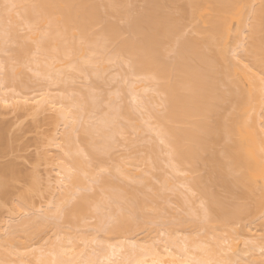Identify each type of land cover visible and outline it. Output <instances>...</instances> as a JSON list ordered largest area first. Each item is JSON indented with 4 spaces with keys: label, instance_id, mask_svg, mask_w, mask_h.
Returning <instances> with one entry per match:
<instances>
[{
    "label": "bare ground",
    "instance_id": "bare-ground-1",
    "mask_svg": "<svg viewBox=\"0 0 264 264\" xmlns=\"http://www.w3.org/2000/svg\"><path fill=\"white\" fill-rule=\"evenodd\" d=\"M131 1L0 0V85H4L0 93L7 92L6 96L0 95V100L20 109L31 106L57 111L64 129L55 140L63 153L56 182L63 192L53 201L52 211L75 228L88 226L89 217L98 218L92 236L64 230L48 249L33 248L37 251L34 255V250L25 244L47 226L48 213L44 212L46 206L39 202L29 206L23 197L16 201V208L26 216L34 212L35 222L25 218V226L13 237L0 240V264H264V250L260 254L257 251L264 249L263 243L251 242H257L256 234L251 233H261L254 228L252 232L247 224L243 227L247 233L244 239L235 228L253 213L251 206L238 203L235 188L249 175L264 178V119H260L264 118V0H256L249 23L244 17L247 0H145L141 8H137V2L135 7L130 6ZM172 5L182 12L184 23ZM185 19L204 28L193 27L195 36L186 33ZM243 23L247 35L240 30L245 28ZM240 31L243 44L229 45L232 35ZM246 51L254 56L250 54V65L240 54ZM24 65L34 68L38 77L47 79L50 85H60L58 92L44 87L32 96L17 94L24 85L20 77ZM112 67L117 68L115 73L108 71ZM239 74L247 90L241 88ZM81 77L88 82L86 90L76 86ZM107 79H117L110 96L99 92ZM103 102L105 108L101 107ZM229 103L233 113H226ZM237 110L245 115L243 121L238 119ZM84 118H92V122L79 131ZM146 131L152 140L147 156L150 168L137 177L125 165L140 166L131 160L125 164V160L118 161L114 168L117 176L141 184L146 172L168 165V173L178 179H172V184L168 177L163 188L171 189L177 181L187 187L184 186L189 194L187 191L186 199L179 195V203L190 207L189 214H178L170 220L172 225L161 227L163 238L149 231L155 216H162L157 198L163 194L140 195V187L137 192L129 190L105 179L100 170L113 159L117 142L132 133L140 138ZM237 134L247 142L235 140ZM3 139L0 128V140ZM222 139L228 142L218 150L215 145ZM241 162L246 164V172L239 170ZM203 166L206 174L200 173ZM15 169L12 163L0 165V197L8 192V184L1 176ZM96 180H102L108 188L92 202L82 190L91 188ZM215 186L236 197H222ZM73 198L76 200L71 202ZM262 206L263 197L257 208ZM83 221L88 225L84 226ZM183 227L192 230L180 237ZM139 230L145 232V238L131 239L126 235ZM261 235L260 242H264ZM15 242L23 245L16 248ZM242 244L248 247L242 249ZM252 250L255 253L247 254ZM25 251L34 259H25ZM14 255L18 260L10 259Z\"/></svg>",
    "mask_w": 264,
    "mask_h": 264
},
{
    "label": "rangeland",
    "instance_id": "rangeland-1",
    "mask_svg": "<svg viewBox=\"0 0 264 264\" xmlns=\"http://www.w3.org/2000/svg\"><path fill=\"white\" fill-rule=\"evenodd\" d=\"M131 2L134 4L131 5ZM131 2H130V6L135 7L134 5L137 2L138 5H136V6H137V8H139L143 2L145 3V0L144 1L143 0H138V1L134 0V2L132 0ZM254 5H256V0H247V2L245 4L244 9H245L246 15L244 17L246 18L247 23H249L252 20L251 8ZM172 6H174V5H172ZM173 9L175 10L173 12H176V14L174 13L176 16L180 15L181 16L180 19H182V20L185 18L183 15H181L182 12L180 10L179 11L181 13L178 12L177 7L174 6ZM245 18H244V23L246 22ZM182 20H181V22H182ZM189 20L190 19H188V20L185 19V24H186L185 25V27H186L185 31H187L186 33L189 32V34L193 35L195 33V32H193L195 30L193 27H195V28L201 27L202 28L203 25L202 26L201 25L196 26L195 25L196 22L194 24V22L193 23L190 22L192 19L190 21ZM197 21L199 22L198 19H197ZM200 22L202 24V21H200ZM183 23H184V20H183ZM247 23H245V24L247 25ZM245 24H244V26H245ZM183 26H184V24H183ZM234 26H236V25L234 24ZM203 28H204V26H203ZM242 29H244L243 30L244 32H246L248 30V29H246V26H245V28L243 27L240 30L242 31ZM20 30H22V29H20ZM183 30H184V28H183ZM241 31H240V34H238L239 36L237 34H236V36L232 35V37L229 39L230 40L229 45H232V46L238 45L239 46V45H241V43L243 44V42H241V41H243L242 39H244V37H243V32H241ZM23 32H26V31L24 30ZM196 32L198 33L197 30H196ZM183 33H185V32H183ZM247 33L248 32H246V35H247ZM195 34L193 36H195ZM196 36H198V35H196ZM200 36H201V34H200ZM247 40H248V37H247ZM249 41H250V39L248 40V42ZM221 47H224V46L221 45ZM246 52H247V54H245ZM246 52L240 53L241 55H243V57H242L243 61L245 60L246 63H249L251 61V63H252V61H253L252 57L254 58V56H252L251 52H250V54L252 57L250 56V54H248V51H246ZM230 53H232V52H230ZM6 54H7V52H6ZM6 54L1 53V55H3V56H5ZM169 54H172V52ZM228 55H231V54H228ZM251 63H249V65ZM25 65H24V67L21 66L24 69L22 68L23 71L21 72L22 74L20 75L21 80L24 82V85H20V87L22 86L21 88L20 87L17 88V85L15 86L17 89H19V88H20V90L22 89L20 91L22 94L19 91H18L19 93L17 92V94L23 95L24 93H27L26 95H31V94H33V92H35V93L39 92L38 90H40V89L42 90V88L44 90V87H50L49 89L50 90L52 89L53 93L58 92V90H59L58 88H60V85H58V84L57 85H50V83L46 81L47 79L45 80L43 78L41 79L40 76L38 77V74H36L35 70H33L34 68H32L31 66L26 67L27 65L26 66ZM114 68L117 69L116 67H114ZM114 68L112 67L108 71L112 72L113 70H115ZM113 73H115V72L113 71ZM239 79H240V83H241V88L247 90L248 85L245 82V80L240 76V74H239ZM77 82H78L76 84L77 87L79 86L81 89L86 90L87 86L85 84L88 82L85 78H83V77L78 78ZM116 82H117V79H112V81L109 79L105 80L104 83L102 82L103 85L101 88H99L100 89L99 92H101V94L104 93L105 95H107V94L109 95V93L114 91L115 87H117ZM3 86L1 84L0 88ZM12 87H14V86H12ZM10 89H11V87H10ZM52 90H51V92H52ZM3 92L1 90L0 95L6 96L7 92H5L6 94ZM9 92H12V91H9ZM28 93H30V94H28ZM111 94H113V92ZM12 104L9 103V105H10L9 106L8 104H6V102L0 100V123H1L0 128H2V130L4 131V139L0 140V165L6 166V165L12 163V164H15V166H16V169L14 171L9 170V171L3 173V176H1L8 184V192L5 194V196L3 195L2 197H0V240L3 238L8 239V238L13 237L21 227L25 226V224H23V222H22L25 218H29V221H30V219L33 220L30 222H35L34 216L36 214L34 212L32 214L26 216V214H23V215L20 214L21 212H19L16 208V203H17L16 201L19 199H23V197H24V199H27L28 204H30L29 206H31V205L37 206L39 203H41V206H46V207H44L46 209L45 211L43 210L44 208L40 209V211H44V212L48 213V216H47L48 224H47V226H43L42 228H40L39 231H37V234L34 236V239H32V241H31V239H29L31 241V242L29 241L30 243L27 240V244H25V245L29 244V247L31 248V250L32 251L34 250L33 253L37 252V251H35V249L37 250V248H43V249L45 248V250L48 249L50 243L53 244V243H55L56 239H59L58 237L56 238V235H59V237H60V234L61 233L63 234L64 230L65 231L69 230V232H73V234L74 233L76 234V232H77L78 236L79 235H85V234L92 236L94 234V231H95V229L93 228V225L96 224L98 221V218L96 216L89 217L86 220V221H88L89 225L87 222H85V223H84V221L81 222V223H84V226L88 225L89 228H88V226L80 227L83 225H80L79 227L77 226L75 228L70 223H68V221L66 222V220L64 219L65 217H61V218L58 217L57 218V214L55 215L53 213L54 211H52V209L54 207L53 201H55V200H57V198H59L58 197L59 196L58 194H60L59 192H63V190L59 189L60 188L59 183L56 182V180H57L56 176L59 175L56 169H58L57 168L58 163L62 162L63 153L61 151L60 146L58 144H56L55 140H56V138L61 137L63 129H64L62 124H60L58 122L59 116L57 114V111L54 108H52V109L45 108V109L41 110V109L32 108L31 106H29V109H28V107H26L28 110H26V108L20 109L21 107L19 108V107H16L14 105H13L14 106V108H13ZM228 106H229L228 109H226V111L227 110L228 111L227 112L225 111V112L226 113H230V112L233 113L234 108H233L232 104L229 103ZM101 107L105 108L106 102L103 105H101ZM257 107H258V105H257ZM17 108H19V109H17ZM258 109L259 108H257V110ZM260 110H261V108H260ZM263 110L264 109L261 110L262 115H264ZM261 112L257 111L258 114H260ZM257 113L255 112V117H256ZM236 114L238 116V119H240L241 121H243L245 119V115H243V113L241 111L237 110ZM250 114H251V112H250ZM257 117H259V115H257ZM84 119L85 120L82 119L83 120V121L81 120L82 123H79V125H78L77 129H79V131L82 130L83 127H85L87 125V122H92V120H91L92 118L91 119L84 118ZM260 119L262 122V119H264V118L261 117ZM255 120H257V121H255ZM254 121L257 123V125L260 124V121H258V119L254 118ZM262 124H264V122L261 123V125ZM254 126H256V124ZM263 126L264 125H262L261 127H263ZM256 128H257V126H256ZM138 138H139V136L137 133L130 134L128 136V138H126L125 140L120 138L122 140L120 141V139H119V141L122 144L120 145V142H117L118 146H115V149L112 150L113 159H109L110 161L109 160L107 161L108 166L106 165L107 166L106 168H103L100 170H102L101 172H103V176L105 179H111V180H114L120 184H123V185H125V188H128L129 190H133V191L137 192V188L140 187V189H141V191L139 192L140 195L154 194L155 192H158V193L161 192L163 194L162 198H157L158 205L156 203V205L160 209H163V211L161 212L162 216L161 217L155 216L156 218H154V219H156V221L153 219L151 221L152 223L150 222V224H149V231L152 230V233H153L152 235L153 236L155 235V237H156V235H157V237L158 236L162 237L163 232H160V231H162V230H160V228L162 227V229H163V226L165 227L168 224L172 225L171 224L172 222H170V220L172 218L178 216V214H180L182 216H188L187 214H189L188 211L190 210V207L186 206L184 204L180 205L181 203H179L180 202L179 199H181V197H183V196L185 197L187 195V191L189 194V190H186L187 187L183 183H182L183 185L181 184V182L179 184L178 183L179 181L176 182L177 185H175V184H174L175 186L173 185L174 188L173 187L171 189L163 188V183L165 182L166 179L168 180V177H170L171 180L170 179L169 180L172 181V184H173V182L175 183L176 179H178V177L177 178L175 176L173 177L174 174L172 172H169L172 175H170L168 173V170L171 169L168 165L164 166V167L161 166V168H159V169L158 168L157 169L152 168L151 171L146 172L144 174V176L146 178L145 182H143L141 184L137 183V181L135 179H131V178L129 179L128 177L124 178L122 175H121L122 176L121 177V176H119V175L117 176L115 174L116 171H115L114 166L118 163V161H123V160H125L124 164H125L126 160L127 161L131 160L134 163L140 165V166L136 167L135 165L125 164L128 169H131L132 174L135 176H136V174L144 173L145 170L150 168L149 163H151V160L147 156L149 154V148H150L149 145H151L152 140L149 138V133H147V131L144 132L143 134H140V138L139 139ZM235 140L239 141L240 143H246L247 142L245 138L241 137L238 134L235 136ZM227 142H228L227 140L222 139L215 145V147L218 150H221L225 147ZM163 155H166V153H164ZM163 155H162V157H163ZM114 159L117 162H115ZM121 164H123V163H121ZM164 164H166V162L162 163V165H164ZM245 166H246V164L244 162H241L239 170L241 172L242 171L246 172L247 169ZM205 167L203 166V168H205ZM203 168L202 169L200 168L201 174L203 171L207 172L206 171L207 169L205 168V170H204ZM204 172H203V174H206ZM182 174H180V175H182ZM98 175H99V173H98ZM185 175H187V172ZM172 179H174L175 181H173ZM88 182H89V180H88ZM34 183H37V185H36V187L38 186L37 188L36 187L33 188ZM89 183H88V185L90 186L91 183L90 184ZM92 185L93 186H91V188L86 187V188H83L84 190H82V191L90 196V199L92 200V202H95L96 200L99 199V195L102 194L101 192H103V189L106 190L108 187L103 185L102 180H98V181L96 180V182L92 181ZM63 188H65V187H63ZM222 188L223 187H221V186L220 187L215 186V189L222 193V194H220L222 197H224L226 199H229V196H231V195H232V197L233 196L236 197V195L232 194V192L231 193L226 192L228 190L224 189L225 190L224 191ZM263 188H264V178L262 176H257V175H253V176L249 175L248 179L244 183L240 182L238 184L237 188H235L237 190L236 193H239V194H237L238 203L242 204V205L247 204L253 208L252 214H250L249 216H245L239 223L235 224V228H237L239 230V232H240V234H242L243 238H244L243 235L247 234L245 232V230L243 229V227L244 226L247 227L248 225L251 228L252 232L257 231L258 234L261 233L264 235V230H263L264 229V223H263L264 222V216H263L264 215V208H262L264 206H262L259 209L257 208L258 201L262 197L264 198ZM235 189H234V191H236ZM179 195L181 197H179ZM25 197H27V198H25ZM185 199H186V197H185ZM41 200L45 203V205L42 204L43 202H41ZM75 200L73 198V200H71V202H73ZM65 202L68 203V201H65ZM36 203H37V205H36ZM70 203L67 205L65 204V205L68 206V205H70ZM187 205H188V203H187ZM197 206H199V205H195V207H197ZM187 207L189 208V210L187 209ZM197 209H199V208L197 207ZM2 225L3 226L5 225L6 227H3ZM8 225L10 227H7ZM14 226H16V227H14ZM176 228H178V227L176 226ZM252 228H254V231ZM61 229L63 232L59 231ZM79 229H80V231H79ZM180 230L181 231L178 233V235L180 234V237H181V236L185 235L186 233H188V234L191 233L192 228L191 227H183V228H180ZM57 231H59V232H57ZM201 233H202V231H201ZM251 234H253V235L256 234L257 238L254 236L253 237L257 239L258 243L255 241V239H254V241H253V239H251V242H253V243L255 242L257 245H261L259 243L264 244V242H260L261 240H263V236L261 234L257 235V233H255V232L251 233ZM126 235L131 239H135L134 238L135 236L137 238H141V239L145 238V232H143V231L141 232L140 230L132 232V233H128ZM258 236H260V237L262 236V237L260 238ZM258 238L260 239L259 241H258ZM244 239H242V240H244ZM160 240L162 241V239H160ZM80 242H79V244H81ZM6 244L9 245V244H12V242H9V244L6 242ZM17 244H19V245L17 246ZM82 244H83V242H82ZM263 244L261 245V247L264 246ZM21 245H23V244H21V242L16 243V248H18ZM244 245L242 244V246H243V247L241 246L242 249L243 248L246 249V246L248 244L245 246ZM94 246H96V244H94ZM23 247H25V246H22L20 248H23ZM29 247H28V249H29ZM33 248H35V249H33ZM261 250H264L263 247H262V249L257 250L259 252V254L263 252V251L260 252ZM26 251H25V257L26 258L25 257L24 258L25 259L28 258L27 260H29L30 258L32 259V257H33L32 253H31L32 257H30V256H28V253L26 255ZM40 251H41V249H40ZM255 251L254 252H253V250L249 251V253L247 252V254H250L252 252L255 253ZM258 252H256V253L258 254ZM35 253H34V255H35ZM23 254H24V252H23ZM247 256L249 257L250 255H247ZM12 257L13 256L10 257L11 260H13V259L18 260V256H17V259H16V256L14 258H12ZM250 258H251V256H250ZM252 258H255V257H252ZM33 259H34V257H33ZM15 260H13V261H15ZM30 262H32V261H30ZM235 263H237V262H235ZM246 264H248V262ZM249 264H252V263L249 262Z\"/></svg>",
    "mask_w": 264,
    "mask_h": 264
}]
</instances>
